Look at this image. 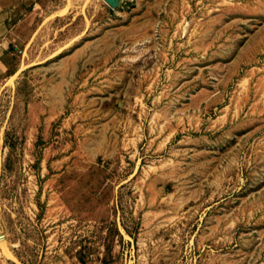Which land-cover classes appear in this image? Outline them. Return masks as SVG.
Listing matches in <instances>:
<instances>
[{
  "label": "rangeland",
  "instance_id": "374dc122",
  "mask_svg": "<svg viewBox=\"0 0 264 264\" xmlns=\"http://www.w3.org/2000/svg\"><path fill=\"white\" fill-rule=\"evenodd\" d=\"M26 4L0 264H264V0Z\"/></svg>",
  "mask_w": 264,
  "mask_h": 264
},
{
  "label": "crops",
  "instance_id": "0c3cea01",
  "mask_svg": "<svg viewBox=\"0 0 264 264\" xmlns=\"http://www.w3.org/2000/svg\"><path fill=\"white\" fill-rule=\"evenodd\" d=\"M26 0H0V57L8 50V39L16 24V16L26 8Z\"/></svg>",
  "mask_w": 264,
  "mask_h": 264
}]
</instances>
